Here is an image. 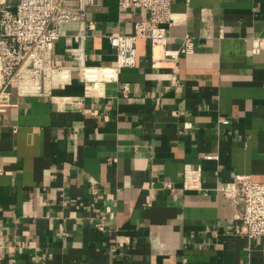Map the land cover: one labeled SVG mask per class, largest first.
Returning <instances> with one entry per match:
<instances>
[{"label": "crops", "instance_id": "0c3cea01", "mask_svg": "<svg viewBox=\"0 0 264 264\" xmlns=\"http://www.w3.org/2000/svg\"><path fill=\"white\" fill-rule=\"evenodd\" d=\"M170 10L165 43L137 40L135 66L117 69L109 36L148 14L98 0L58 27L51 60L69 84L0 98V264H264V236L233 235L241 207L218 190L264 183V54L251 43L264 0Z\"/></svg>", "mask_w": 264, "mask_h": 264}, {"label": "built area", "instance_id": "2783aa9c", "mask_svg": "<svg viewBox=\"0 0 264 264\" xmlns=\"http://www.w3.org/2000/svg\"><path fill=\"white\" fill-rule=\"evenodd\" d=\"M69 7L64 0H0V98L9 96L14 87L20 96L52 97L55 89H62L71 80L72 70L56 66L51 60L54 42L63 23L83 22L86 9L98 0H75ZM119 9H138L147 12L135 22L131 35L112 34L110 46L116 51V68H133L136 64L135 43L148 40L152 45H163L171 26V0H117ZM255 56L264 54V36L252 38ZM193 43L185 37L181 54H190ZM78 55V54H77ZM113 71V70H112ZM110 79V78H109ZM69 106H73L69 102ZM227 124V120H220ZM200 171L186 167L183 187L193 189L199 183ZM166 188H171L166 184ZM241 207L234 216L233 235L246 238L264 236V183L237 176L218 189ZM4 237L0 233V249Z\"/></svg>", "mask_w": 264, "mask_h": 264}]
</instances>
